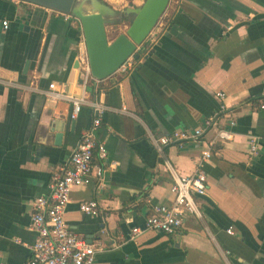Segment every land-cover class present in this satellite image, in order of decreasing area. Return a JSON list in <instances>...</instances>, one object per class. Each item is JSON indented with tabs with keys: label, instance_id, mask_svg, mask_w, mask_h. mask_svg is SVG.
<instances>
[{
	"label": "crops",
	"instance_id": "obj_1",
	"mask_svg": "<svg viewBox=\"0 0 264 264\" xmlns=\"http://www.w3.org/2000/svg\"><path fill=\"white\" fill-rule=\"evenodd\" d=\"M103 1L120 10L145 0ZM127 21L108 30L116 37ZM138 52L132 69L85 82L76 20L0 0V264L30 261L34 200L50 193L53 172L93 127L94 104L107 107L93 134L110 168L103 185L74 187L65 212L70 229L96 246L94 264H264V0H170ZM51 83L84 96L77 118L70 101L47 93ZM213 115L218 127L236 125L205 164L202 217L188 215L178 235L146 230L132 238L153 205L174 199L165 161L193 173L214 129L162 150L153 138L193 131ZM251 136L259 139L255 155ZM90 199L100 204L97 216L80 210Z\"/></svg>",
	"mask_w": 264,
	"mask_h": 264
},
{
	"label": "built area",
	"instance_id": "obj_2",
	"mask_svg": "<svg viewBox=\"0 0 264 264\" xmlns=\"http://www.w3.org/2000/svg\"><path fill=\"white\" fill-rule=\"evenodd\" d=\"M63 15L67 19L76 20L81 27V22L78 18L71 14ZM8 24V20L3 21L4 28H7ZM82 60L86 82L92 76L88 58L86 57ZM134 65L135 58L130 57L120 69L127 71L132 69ZM49 89L47 93L52 98L66 99L71 102V118H77L83 105L87 102L84 96H76L59 90L56 87V83H51ZM218 96L224 98L225 94L219 92ZM94 106L97 117L94 118L93 127L82 135L67 164L53 172L50 182V193L41 195L34 200L33 211L30 213V225L37 234V238L31 246L32 256L28 264L95 263L96 246L74 233L65 219L66 208L70 202L73 188L89 185L95 179L103 185L104 175L110 168V165L108 166L106 162L108 156L107 148L104 143L98 142L93 134V129L100 126L102 115L107 110V107L101 104H94ZM262 108H264V103ZM218 122L219 115H213L207 118L202 126L193 131L179 129L170 135L153 138L155 146L162 150L164 145L178 143L185 139H197L214 129L208 146L202 152L193 173L183 174L170 161H165L173 179L171 190L174 194V199L170 204L160 203L153 205L151 213L146 218L145 226L132 229V238L146 230L178 235L188 215L192 214L202 217L197 196H204L207 192L205 164L212 158L213 146L217 143H228L234 138L232 127L236 125L235 120L230 121L229 127H218ZM258 140L256 136H251L249 139L250 152L254 155L259 150ZM80 210L86 215L97 216L100 214V204L97 200L90 199L80 204ZM227 232L233 234V229L228 228Z\"/></svg>",
	"mask_w": 264,
	"mask_h": 264
},
{
	"label": "water",
	"instance_id": "obj_3",
	"mask_svg": "<svg viewBox=\"0 0 264 264\" xmlns=\"http://www.w3.org/2000/svg\"><path fill=\"white\" fill-rule=\"evenodd\" d=\"M71 14L81 22L91 76L104 80L130 57L139 58V47L147 40L170 0H145L141 6L117 10L103 0H18ZM126 31L110 40L108 27L119 25L124 18Z\"/></svg>",
	"mask_w": 264,
	"mask_h": 264
},
{
	"label": "rangeland",
	"instance_id": "obj_4",
	"mask_svg": "<svg viewBox=\"0 0 264 264\" xmlns=\"http://www.w3.org/2000/svg\"><path fill=\"white\" fill-rule=\"evenodd\" d=\"M128 4H130V1H128ZM126 20H128L129 22H131V20H132V16H130L129 17V19H126ZM127 21V22H128ZM128 22V23H129ZM121 26H123V25H121ZM109 28V27H108ZM123 28V30H126L124 27H122ZM121 28V29H122ZM117 31H119L118 29H117ZM116 33H118V32H113V30H108V35H109V38H110V40H112V39H114L115 38V35H116Z\"/></svg>",
	"mask_w": 264,
	"mask_h": 264
}]
</instances>
